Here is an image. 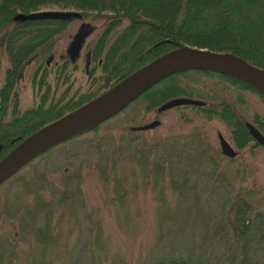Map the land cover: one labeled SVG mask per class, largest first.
I'll use <instances>...</instances> for the list:
<instances>
[{"label": "rangeland", "instance_id": "374dc122", "mask_svg": "<svg viewBox=\"0 0 264 264\" xmlns=\"http://www.w3.org/2000/svg\"><path fill=\"white\" fill-rule=\"evenodd\" d=\"M81 16L51 28L55 32L37 48L40 56L19 86L7 49L15 38L12 21L0 28V135H12L18 125L44 127L123 81L108 73L118 60L105 70L101 66L129 21L118 22L110 13ZM82 22L92 32L71 63L66 49ZM26 33L31 31L21 36ZM32 46L27 55L36 49ZM15 49L19 54L21 48ZM92 49L96 54L86 75L84 57ZM50 55L54 59L46 68ZM180 83L209 106L158 113L162 104L139 99L94 131L35 158L0 186V264H146L156 254L216 257L225 242L211 236L231 217L234 199L244 196L264 212V146L245 140L237 124H254L264 136V102L216 76L191 74ZM214 107L222 116L210 114ZM153 121L159 122L156 128L131 131ZM217 134L237 153L235 159L221 154Z\"/></svg>", "mask_w": 264, "mask_h": 264}, {"label": "trees", "instance_id": "16d2710c", "mask_svg": "<svg viewBox=\"0 0 264 264\" xmlns=\"http://www.w3.org/2000/svg\"><path fill=\"white\" fill-rule=\"evenodd\" d=\"M49 6H56L61 10H73L80 14L86 11L110 13L118 19V22L129 21L128 28L120 34L117 43L110 48V54L106 56L107 51L105 52L102 60L101 68L104 70L106 65H112L113 61L118 60L113 69L110 66L108 69L109 74L117 75L118 82L156 58L183 46L233 54L255 67L264 69V0H0V28L2 29L11 20L15 32V41L9 42L7 49L17 66L16 74L22 63L29 57L40 56L41 52L36 50L44 43V38L47 37L46 40H48L53 35L55 31L51 28L66 22L43 20L15 23L12 19L17 12L29 14L39 11L41 7ZM144 30H146L145 33H143ZM25 31H31L30 36L28 33L21 36ZM144 34H146L145 37ZM135 39L138 40L134 43ZM30 46L36 49L28 56ZM15 48H21L19 54H15ZM94 54H96V49H92L93 57ZM122 54V58L119 59L120 56H117ZM191 74L204 77L216 76L244 91L256 94L264 102L262 93L243 82L208 71H188L171 75L145 91L135 101L149 97L147 99L149 104L158 107L177 97L193 99V92L186 86L181 87L180 85V78ZM204 103L205 107L199 110L204 111L209 106L206 102ZM209 111L212 115L222 116L218 114L216 108H209ZM229 115L232 114L229 112ZM59 118L53 119L51 123ZM237 124L240 135L245 140H252L244 123L237 121ZM19 126H16V132L12 135L6 132L2 134L3 136L0 135V146H2L0 161L21 141L42 128L37 126L21 129ZM99 126L77 134L58 145L92 132ZM54 147L43 154L48 153ZM222 185L226 186L223 187L224 189H228L227 184L222 182ZM223 208L226 211L225 204ZM228 210L231 217L229 215V218L225 220V225L220 226L218 232L211 236V239L217 240L220 235L225 242L224 251L220 255L214 257L210 253L206 255L207 257L194 258L185 255L156 254L149 257L146 264H219V262L221 264H264V212L244 196L234 199Z\"/></svg>", "mask_w": 264, "mask_h": 264}, {"label": "water", "instance_id": "95a60500", "mask_svg": "<svg viewBox=\"0 0 264 264\" xmlns=\"http://www.w3.org/2000/svg\"><path fill=\"white\" fill-rule=\"evenodd\" d=\"M81 18V14L75 11H42L16 14L13 17V22L43 20L70 22ZM91 32L92 28L88 24H82L78 27L66 49V55L71 63L78 58L84 41ZM37 57L38 55H33L22 63L17 75L18 82L22 79L26 67L34 62ZM53 59L54 57L50 55L46 59V65L48 66ZM89 67L90 53L87 52L84 60L86 75L89 73ZM188 71H208L226 75L243 82L264 95V69L255 67L233 54L217 53L190 46L178 47L156 58L92 101L42 127L21 141L0 161V186L52 147L88 129L97 127L117 115L158 82L171 75ZM183 106L202 108L205 103L189 98H175L162 104L157 112L162 113ZM158 125V121H153L137 130H151ZM244 126L250 138L257 145L264 146V136L253 125L245 123ZM217 139L221 154L226 158L235 159L237 153L231 145L220 134H217ZM1 150L2 146H0Z\"/></svg>", "mask_w": 264, "mask_h": 264}, {"label": "flooded vegetation", "instance_id": "af4514ba", "mask_svg": "<svg viewBox=\"0 0 264 264\" xmlns=\"http://www.w3.org/2000/svg\"><path fill=\"white\" fill-rule=\"evenodd\" d=\"M82 18H83V17H82ZM82 18H81V19H82ZM81 19H80V20H81ZM82 24H85V23H83V22L80 23V25H82ZM80 25H79V26H80ZM91 28H92V27H91ZM73 36H74V35H73ZM87 52L90 53V64H91V62H92V51H87ZM87 52L85 53V56H86ZM84 59H85V57H84ZM98 63L100 64L101 61H99ZM44 65H45L46 68L50 66V64L47 66V65H46V62H44ZM28 67H29V66H28ZM28 67H26V69L24 70V72H23V76H22V79H21L19 82L17 81V75H18V74H16V80H15V85H16V86H19L20 82L24 80V77H25V74H26V71H27V68H28ZM17 73H18V72H17ZM244 125H245V124H244ZM138 128H139V127H138ZM138 128H131V131H137ZM257 130H258V129H257Z\"/></svg>", "mask_w": 264, "mask_h": 264}, {"label": "bare ground", "instance_id": "6f19581e", "mask_svg": "<svg viewBox=\"0 0 264 264\" xmlns=\"http://www.w3.org/2000/svg\"><path fill=\"white\" fill-rule=\"evenodd\" d=\"M107 121V120H106Z\"/></svg>", "mask_w": 264, "mask_h": 264}]
</instances>
